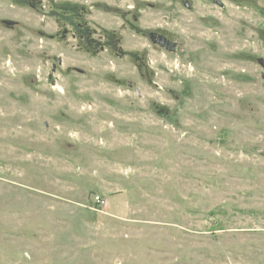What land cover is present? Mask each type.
<instances>
[{
	"label": "rangeland",
	"instance_id": "rangeland-1",
	"mask_svg": "<svg viewBox=\"0 0 264 264\" xmlns=\"http://www.w3.org/2000/svg\"><path fill=\"white\" fill-rule=\"evenodd\" d=\"M0 264H264V0H0Z\"/></svg>",
	"mask_w": 264,
	"mask_h": 264
},
{
	"label": "built area",
	"instance_id": "built-area-1",
	"mask_svg": "<svg viewBox=\"0 0 264 264\" xmlns=\"http://www.w3.org/2000/svg\"><path fill=\"white\" fill-rule=\"evenodd\" d=\"M96 201H97L98 203L102 202V201H100V199H99L98 197H96Z\"/></svg>",
	"mask_w": 264,
	"mask_h": 264
}]
</instances>
